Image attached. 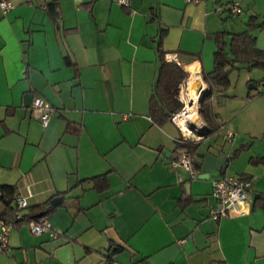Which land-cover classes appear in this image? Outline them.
<instances>
[{"label": "crops", "instance_id": "0c3cea01", "mask_svg": "<svg viewBox=\"0 0 264 264\" xmlns=\"http://www.w3.org/2000/svg\"><path fill=\"white\" fill-rule=\"evenodd\" d=\"M51 1L11 0L0 11V185L14 186L21 213L42 212L56 236L15 224L0 264H264V211L252 207L264 194V85L248 82L262 71L230 70L228 86L199 105L197 129L214 132L197 139L193 178L173 165L179 129L149 115L159 30L164 59L174 53L184 80L208 91L211 34L242 32L251 17L264 49V0H53V16ZM35 94L52 110L45 127L30 112ZM103 175L97 189L91 178ZM230 175L250 180L248 196L213 219L212 184Z\"/></svg>", "mask_w": 264, "mask_h": 264}, {"label": "trees", "instance_id": "16d2710c", "mask_svg": "<svg viewBox=\"0 0 264 264\" xmlns=\"http://www.w3.org/2000/svg\"><path fill=\"white\" fill-rule=\"evenodd\" d=\"M55 1H51L45 4V10L51 16L56 14ZM254 26V18H249L248 25L245 30L239 33L226 34L223 31H216L212 33L215 49L213 51V65L209 72H202V80L207 84L208 91L201 97V109L203 100L208 98L213 90L216 88L223 90L228 86V73L232 69L238 68L240 65H245L249 68H258L262 71L261 77L254 81L249 79L248 82L253 83L255 87L257 85H264V49H258L254 46V37L250 34V28ZM157 40L155 41L156 55H157V69L156 76L153 83L152 94L149 99V115L151 120L156 124H161L168 121L170 116L179 111L181 103L177 100V85L185 79L186 73L182 67L173 61H167L164 59V52L161 50L160 40L164 34V29H160ZM225 36H228V42L225 41ZM264 94V89L262 90ZM66 128L78 132V127L67 123ZM214 130L205 128L199 133V137L211 135ZM199 140L191 141L189 139H183L178 137L175 139V151L180 150L186 152L190 157L191 168L195 172L199 165V156L197 148ZM239 150V149H238ZM238 150H235L230 157L237 154ZM260 159H255L254 162H259ZM241 178L247 179L243 175H237ZM94 186L97 189L102 188L99 183L103 182V176H95L91 178ZM104 185V184H103ZM15 188L10 185H0V202L3 205V209L0 212V217L5 220L12 219L13 212L16 208L13 207L12 199ZM253 206H257L264 211V194H256L253 198ZM53 207V206H51ZM31 216H25L21 213L19 219L12 221L13 225L20 222H27Z\"/></svg>", "mask_w": 264, "mask_h": 264}, {"label": "built area", "instance_id": "2783aa9c", "mask_svg": "<svg viewBox=\"0 0 264 264\" xmlns=\"http://www.w3.org/2000/svg\"><path fill=\"white\" fill-rule=\"evenodd\" d=\"M120 4L126 5L127 0H117ZM188 3H197L201 0H184ZM13 7L11 0H0V11L5 13ZM230 11L238 12L239 9L235 3L229 6ZM167 61L176 62V55L174 53L165 55ZM185 80H182L178 84L177 100L181 103L179 111L173 113L169 121L176 125L179 129L180 137L183 139H189L191 141L199 139V134L196 126L190 127L188 117L183 119V125L186 127L182 130L177 124V119L185 111V98L183 89L185 87ZM30 112L33 116L37 117L42 127L46 126L47 120L51 115V108L46 100L40 95L35 94L31 97L29 102ZM217 130L222 131V138L225 141H229L233 136V131L223 124L221 119L216 118ZM173 165H179L189 171L190 176L195 177V172L191 168L190 157L186 152L180 150L176 152ZM250 188V180L241 178L237 175L223 176L215 180L212 184L211 195L216 201V206L211 209L210 216L213 219L229 214L230 212H236L240 209L241 202L248 196V190ZM12 205L16 210L13 212L12 219L5 220L0 217V252H3L8 247V235L13 228L12 221L17 220L21 216V209L26 206V200L20 196H14L12 199ZM27 230L31 234L47 233L49 237H55L56 233L52 230L50 222L44 216H39L30 219L26 223ZM108 264H118L116 262L107 261Z\"/></svg>", "mask_w": 264, "mask_h": 264}, {"label": "bare ground", "instance_id": "6f19581e", "mask_svg": "<svg viewBox=\"0 0 264 264\" xmlns=\"http://www.w3.org/2000/svg\"><path fill=\"white\" fill-rule=\"evenodd\" d=\"M199 84L190 79L188 82H186L185 87L183 89L184 92V98H185V111L184 114H181L180 117L177 119V124L180 126L182 130H185L186 127L183 125V119L185 117H188V119L194 123V125L197 128V122L200 119L198 113H197V97L198 93H196V88H198ZM204 86L201 84V88Z\"/></svg>", "mask_w": 264, "mask_h": 264}, {"label": "water", "instance_id": "95a60500", "mask_svg": "<svg viewBox=\"0 0 264 264\" xmlns=\"http://www.w3.org/2000/svg\"><path fill=\"white\" fill-rule=\"evenodd\" d=\"M248 88H253V85L252 84H249L248 85ZM206 92H207V88H205V87L201 88V86H200V87L196 88V93H198V97H197L196 103L198 105L201 102L202 95H204ZM30 99H31V96H29V101H30ZM199 110L200 109L197 108V113H199ZM189 124H190V127L191 128H193L195 126L194 123H192L191 121H189ZM200 130H198L199 133L201 132ZM59 201H60V196H54V197H52L50 199L49 203H50L51 206H55V205H57L59 203ZM42 214H43L42 212L37 213V214L34 215V217L42 216Z\"/></svg>", "mask_w": 264, "mask_h": 264}, {"label": "rangeland", "instance_id": "374dc122", "mask_svg": "<svg viewBox=\"0 0 264 264\" xmlns=\"http://www.w3.org/2000/svg\"><path fill=\"white\" fill-rule=\"evenodd\" d=\"M200 105V104H199ZM197 104V108L200 109V106ZM201 116H203L202 112H201Z\"/></svg>", "mask_w": 264, "mask_h": 264}]
</instances>
